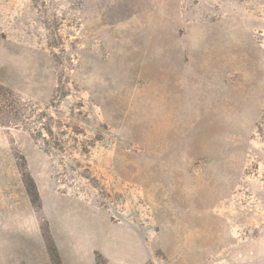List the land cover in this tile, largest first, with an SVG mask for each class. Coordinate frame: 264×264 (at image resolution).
<instances>
[{"label": "rangeland", "instance_id": "1", "mask_svg": "<svg viewBox=\"0 0 264 264\" xmlns=\"http://www.w3.org/2000/svg\"><path fill=\"white\" fill-rule=\"evenodd\" d=\"M0 84V264H264V0H0Z\"/></svg>", "mask_w": 264, "mask_h": 264}, {"label": "trees", "instance_id": "2", "mask_svg": "<svg viewBox=\"0 0 264 264\" xmlns=\"http://www.w3.org/2000/svg\"><path fill=\"white\" fill-rule=\"evenodd\" d=\"M32 112V104L30 101L25 100L11 88L0 84V127L24 126ZM21 167L23 181L31 203L35 208L41 209V199L37 185L26 169V165L23 164ZM43 238L51 263L62 264L60 253L48 229L43 232Z\"/></svg>", "mask_w": 264, "mask_h": 264}, {"label": "crops", "instance_id": "3", "mask_svg": "<svg viewBox=\"0 0 264 264\" xmlns=\"http://www.w3.org/2000/svg\"><path fill=\"white\" fill-rule=\"evenodd\" d=\"M55 224L56 227L55 228ZM66 222L63 216L56 217L52 220V233L61 256L62 264H97L93 255V243L88 240L86 234V225L77 221L73 225ZM74 230L79 233H74ZM81 236V237H80ZM85 253V256H82ZM89 254V255H88ZM46 264H52L48 256Z\"/></svg>", "mask_w": 264, "mask_h": 264}]
</instances>
